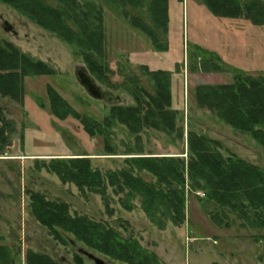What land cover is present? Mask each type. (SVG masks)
I'll list each match as a JSON object with an SVG mask.
<instances>
[{"label": "rangeland", "instance_id": "obj_1", "mask_svg": "<svg viewBox=\"0 0 264 264\" xmlns=\"http://www.w3.org/2000/svg\"><path fill=\"white\" fill-rule=\"evenodd\" d=\"M48 1L56 5L55 1ZM90 1L96 2L104 15L106 53L103 60L112 74L103 80L90 70L85 49L64 41L0 1V12L17 31V34L7 32L0 21V42H12L55 72L54 75H27L22 102L0 96L3 113L16 128L10 133V145L0 152V244L9 248L13 264H28V249L48 254L62 264H78L76 255L82 256L84 264H97L84 251L101 259L103 264H128L91 249L71 234H64L67 243L55 239L35 219L29 190L43 192L51 200L66 201L71 213L106 221L123 236L136 237L166 264H264V240L255 238L264 235V228L243 226L245 221L237 212L226 211V218L223 210L205 200L201 192H187L184 225L167 220L162 229L146 214L139 196L133 201L135 208L126 210L119 202L120 195L109 187L111 212L100 194H83L75 184L63 183L57 174L37 167V158L49 162L53 157H90L92 167L103 173L129 169L128 160L138 155H173L188 161L187 134L195 130L217 139L225 157L234 153L264 169V147L230 125L219 123L216 115L199 107L196 95L198 86L213 82L212 75H196L199 70L211 69L209 63L199 59L200 55L209 59L208 62L210 58L219 59L226 68L223 79L229 83L247 74L264 75V25L252 24L243 17L217 16L202 0H168V30L158 29L168 49L160 51L142 29L131 23L132 15H140L153 24L146 2L124 6L114 0ZM80 69L87 70L103 89L106 93L103 99L92 97L81 84ZM155 69L175 72L172 107L179 111L185 138L148 127L137 140L124 124H103L113 105H136L134 95L128 90L133 76L154 92L153 80L147 71ZM49 86L79 114L102 123L106 133L92 135L80 118L55 115ZM141 174L148 180L153 179L147 169ZM216 212H221L231 226L217 225L212 217Z\"/></svg>", "mask_w": 264, "mask_h": 264}, {"label": "trees", "instance_id": "obj_2", "mask_svg": "<svg viewBox=\"0 0 264 264\" xmlns=\"http://www.w3.org/2000/svg\"><path fill=\"white\" fill-rule=\"evenodd\" d=\"M0 1L13 6L64 41L76 43L85 49L84 56L90 70L97 72L100 80L110 78L112 69L103 60L106 53L104 15L96 2L53 0L56 3L54 5L48 0ZM114 1L124 6L146 2L153 24H149L140 15H132L131 23L142 29L158 50L167 51L168 45L161 39L158 29L164 32L168 30V0ZM202 1L217 16L243 17L252 24L264 25V0ZM147 72L153 80L154 92L133 76L130 78L132 87L128 90L134 95L136 105H113L103 124H124L137 140L141 139V133L148 127L185 138V129L179 123V111L172 107L171 72L164 69ZM34 73L55 74L47 64L35 61L12 42H0L1 97L22 102L25 77ZM197 89L200 108L212 112L225 124L264 147V75H246L243 79H235L233 83L200 85ZM48 91L55 115L62 118L74 115L80 118L85 129L92 135L106 133L102 123L79 114L52 86H49ZM15 129L14 122L5 117L0 104V152L4 151L6 145H10V133ZM187 140L188 161L173 155H138L128 160L129 169L104 173L92 167L90 157H53L49 162L38 161L37 158L36 163L37 167H45L57 174L61 182L75 184L83 194H100L111 212L109 187L120 195L119 202L126 210H133L134 199L141 197L142 208L151 221L162 229L167 225V220L178 226L184 225L190 192L203 193L205 200L220 207L226 218V211L237 212L245 221L243 226L264 228V169L234 153L225 157L221 152V143L206 134L189 130ZM112 150L110 148L109 152ZM144 169L149 171L152 180L141 174ZM29 196L35 219L62 243H67L64 237L67 233L114 260L128 264H166L136 237L123 236L106 221L94 220L87 214L71 213L70 204L66 201L51 200L40 191L29 190ZM212 217L219 226H231L221 216V212L213 213ZM255 238L264 240V235ZM26 261L28 264H62L50 255L33 249L27 250ZM75 261L84 264L81 255H76ZM13 262L9 248L0 244V264Z\"/></svg>", "mask_w": 264, "mask_h": 264}, {"label": "crops", "instance_id": "obj_3", "mask_svg": "<svg viewBox=\"0 0 264 264\" xmlns=\"http://www.w3.org/2000/svg\"><path fill=\"white\" fill-rule=\"evenodd\" d=\"M199 59L203 60L204 62L206 61L207 63H209V65L211 67L210 70H206V69L203 70V71L199 70V72L196 73V75H202V76H206V75L207 76H209V75L211 76L212 75L213 82H210V83H207V84L222 85V84H228L229 83L228 81H225L223 79L224 73H225L224 69H226V68L222 65V63L220 62L219 59L214 58V61H213V59L210 58V60L213 61V62L210 61L211 64H210V62H208L209 59L204 58L201 55L199 56ZM167 70H169L171 72V74H172V77H171V90L173 92V83H174V80H173L174 74H173V72H174V70H172V69H167ZM230 75L235 76V74H230ZM247 75H252V74H247ZM259 75H261V74H258V76ZM252 76H254V75H252ZM207 84L204 83V84H201V85H207ZM217 121L219 123L222 122V124H224V122L222 120H220L219 118L217 119Z\"/></svg>", "mask_w": 264, "mask_h": 264}, {"label": "water", "instance_id": "obj_4", "mask_svg": "<svg viewBox=\"0 0 264 264\" xmlns=\"http://www.w3.org/2000/svg\"><path fill=\"white\" fill-rule=\"evenodd\" d=\"M78 76L81 84L86 88L88 93L96 98V99H103L106 96V93L103 89L96 83L94 78L89 74V72L85 69H80L78 71ZM90 258H93L97 264H103L102 260L94 256L92 253L84 251Z\"/></svg>", "mask_w": 264, "mask_h": 264}, {"label": "flooded vegetation", "instance_id": "obj_5", "mask_svg": "<svg viewBox=\"0 0 264 264\" xmlns=\"http://www.w3.org/2000/svg\"><path fill=\"white\" fill-rule=\"evenodd\" d=\"M0 21H1V25L4 27V29L7 32H13L14 34H17V31L14 27L13 24H10L9 21L4 18L3 14L0 12Z\"/></svg>", "mask_w": 264, "mask_h": 264}]
</instances>
